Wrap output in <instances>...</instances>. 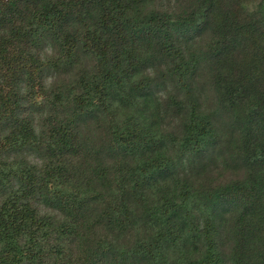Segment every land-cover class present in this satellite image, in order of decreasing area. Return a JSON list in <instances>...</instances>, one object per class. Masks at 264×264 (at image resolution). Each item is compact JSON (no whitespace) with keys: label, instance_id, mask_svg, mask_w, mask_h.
<instances>
[{"label":"trees","instance_id":"16d2710c","mask_svg":"<svg viewBox=\"0 0 264 264\" xmlns=\"http://www.w3.org/2000/svg\"><path fill=\"white\" fill-rule=\"evenodd\" d=\"M0 264H264V0H0Z\"/></svg>","mask_w":264,"mask_h":264}]
</instances>
